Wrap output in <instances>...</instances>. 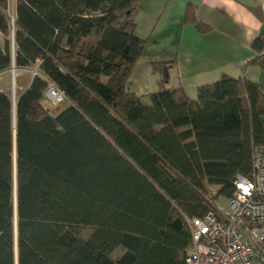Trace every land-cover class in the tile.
Wrapping results in <instances>:
<instances>
[{"label":"trees","instance_id":"trees-1","mask_svg":"<svg viewBox=\"0 0 264 264\" xmlns=\"http://www.w3.org/2000/svg\"><path fill=\"white\" fill-rule=\"evenodd\" d=\"M139 1L0 0V73H29L14 106L0 88V264H187L185 217L252 173L264 86L245 69H264V38L240 76L194 98L171 85L173 61H154L157 89L139 96L125 87L148 43ZM195 10L185 5L182 24L211 31ZM50 83L63 93L53 112Z\"/></svg>","mask_w":264,"mask_h":264},{"label":"crops","instance_id":"crops-1","mask_svg":"<svg viewBox=\"0 0 264 264\" xmlns=\"http://www.w3.org/2000/svg\"><path fill=\"white\" fill-rule=\"evenodd\" d=\"M188 2L196 5V19L211 26V31L202 34L193 25L182 24ZM137 9L136 33L148 38V43L125 87L139 96L157 89L158 76L151 72L154 61H173L171 85L182 86L194 98L199 85L214 82L222 74L240 76L244 64L256 55L251 40L264 38L261 0H141ZM159 26H163L160 33H166L160 41H152L151 34ZM245 74L264 86V69L249 65Z\"/></svg>","mask_w":264,"mask_h":264},{"label":"built area","instance_id":"built-area-1","mask_svg":"<svg viewBox=\"0 0 264 264\" xmlns=\"http://www.w3.org/2000/svg\"><path fill=\"white\" fill-rule=\"evenodd\" d=\"M45 96L57 104L63 93L50 83ZM233 185L232 195L209 201L202 216L185 217L192 241L187 264H264V143L254 147L252 173L238 174Z\"/></svg>","mask_w":264,"mask_h":264},{"label":"rangeland","instance_id":"rangeland-1","mask_svg":"<svg viewBox=\"0 0 264 264\" xmlns=\"http://www.w3.org/2000/svg\"><path fill=\"white\" fill-rule=\"evenodd\" d=\"M13 8V0H10V10H12ZM163 28V26H159V28L154 31L151 35L152 41H160L161 37L165 35V31H162L160 33V30ZM140 32H142V30H139ZM176 39H178V33L176 34ZM177 43V40H176ZM28 71H21V70H14V83L12 80V71L11 68L6 70L4 73H0V88L4 89L5 92H7L12 100H15L17 95L19 94V92H21L23 90V85L25 84V82L27 81L28 78ZM17 77V80H15V77ZM43 102L45 104V106L51 111L53 112L55 107L54 105H52V103L50 102V100L44 98ZM216 187H211L210 188V192L211 194H214L216 192ZM219 201H223V199H217ZM78 231L81 235V237H86L90 231V229L88 227H80L78 228ZM123 252L122 248H116L113 253H112V257L116 258L118 257L121 253Z\"/></svg>","mask_w":264,"mask_h":264},{"label":"water","instance_id":"water-1","mask_svg":"<svg viewBox=\"0 0 264 264\" xmlns=\"http://www.w3.org/2000/svg\"><path fill=\"white\" fill-rule=\"evenodd\" d=\"M14 68H11V70H13ZM12 80H13V83H14V74H12ZM15 105V100H13V106ZM15 168H16V156H15V140H14V171H15ZM14 180H15V177H14ZM14 186H15V183H14ZM16 190V188H15ZM16 205V191L14 193V206Z\"/></svg>","mask_w":264,"mask_h":264}]
</instances>
